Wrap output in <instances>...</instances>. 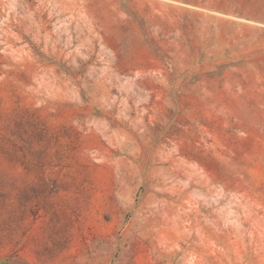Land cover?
Returning a JSON list of instances; mask_svg holds the SVG:
<instances>
[{"label": "rangeland", "instance_id": "1", "mask_svg": "<svg viewBox=\"0 0 264 264\" xmlns=\"http://www.w3.org/2000/svg\"><path fill=\"white\" fill-rule=\"evenodd\" d=\"M0 264H264V0H0Z\"/></svg>", "mask_w": 264, "mask_h": 264}]
</instances>
